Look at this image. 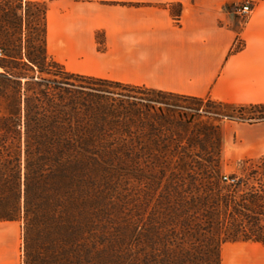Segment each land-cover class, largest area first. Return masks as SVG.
<instances>
[{
  "label": "rangeland",
  "instance_id": "1",
  "mask_svg": "<svg viewBox=\"0 0 264 264\" xmlns=\"http://www.w3.org/2000/svg\"><path fill=\"white\" fill-rule=\"evenodd\" d=\"M47 3L0 0V29L24 57L18 71L29 75H52L24 63L45 29ZM78 82L89 86V232L67 242L53 190L30 219L22 199L23 264H221L225 241L264 236V210L243 215L233 207L252 197L264 205V157L223 156L222 125L253 123L225 116L240 117L238 109L93 78ZM146 99L158 101L155 109L142 105Z\"/></svg>",
  "mask_w": 264,
  "mask_h": 264
},
{
  "label": "crops",
  "instance_id": "2",
  "mask_svg": "<svg viewBox=\"0 0 264 264\" xmlns=\"http://www.w3.org/2000/svg\"><path fill=\"white\" fill-rule=\"evenodd\" d=\"M48 0L49 54L71 73L235 104L264 103V0ZM225 160L264 157V120L221 127ZM21 219L0 220V264H23ZM221 264H264L228 240Z\"/></svg>",
  "mask_w": 264,
  "mask_h": 264
},
{
  "label": "trees",
  "instance_id": "3",
  "mask_svg": "<svg viewBox=\"0 0 264 264\" xmlns=\"http://www.w3.org/2000/svg\"><path fill=\"white\" fill-rule=\"evenodd\" d=\"M19 19L22 24V13ZM9 33L0 29V52L4 59L0 67L5 71V75H0V220L20 219L22 199L25 216L30 219L53 190L63 234L66 238L70 236L67 241L70 244L79 231L89 232V86L78 81L93 78L105 84L135 85L67 71L48 52L47 23L34 44L28 47L24 63L32 73L52 75L20 72L17 64L24 57L10 47ZM47 64L57 66L59 71H51ZM136 87L186 99L213 100ZM156 102L146 99L142 105L153 110ZM217 102L238 109L240 117L225 115L231 119L264 120V103ZM247 110L258 113L246 115ZM249 202L244 206L233 203L234 210L243 215L244 210L254 214L258 210L257 213L263 214L264 205L257 197ZM237 227L232 230L233 234H238ZM236 240L264 243V236L233 239Z\"/></svg>",
  "mask_w": 264,
  "mask_h": 264
},
{
  "label": "built area",
  "instance_id": "4",
  "mask_svg": "<svg viewBox=\"0 0 264 264\" xmlns=\"http://www.w3.org/2000/svg\"><path fill=\"white\" fill-rule=\"evenodd\" d=\"M255 0H247L243 5L237 7L238 13L241 15L242 19L246 20L249 15L253 12V2ZM1 54V52H0ZM224 179L228 182H234V179H230L229 176H224Z\"/></svg>",
  "mask_w": 264,
  "mask_h": 264
}]
</instances>
